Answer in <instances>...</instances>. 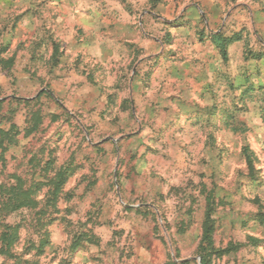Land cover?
Returning a JSON list of instances; mask_svg holds the SVG:
<instances>
[{"label":"rangeland","instance_id":"rangeland-1","mask_svg":"<svg viewBox=\"0 0 264 264\" xmlns=\"http://www.w3.org/2000/svg\"><path fill=\"white\" fill-rule=\"evenodd\" d=\"M0 130V264H201L208 195L264 264V0H0Z\"/></svg>","mask_w":264,"mask_h":264},{"label":"trees","instance_id":"trees-1","mask_svg":"<svg viewBox=\"0 0 264 264\" xmlns=\"http://www.w3.org/2000/svg\"><path fill=\"white\" fill-rule=\"evenodd\" d=\"M238 40V37L225 39L218 36L214 39V42L219 48L221 54L226 56V49L228 45ZM0 135L5 136L8 134L0 130ZM64 174L65 173L61 171L56 174L54 179L56 182L54 190L57 189V185L60 186L63 183L65 178ZM211 198L212 197L210 195L205 198V213L201 227V239L198 246L201 264H210L211 257L218 252L220 253V251L215 250L213 245L214 208L213 199ZM35 204L36 203L32 199L31 192L29 189L24 188L21 179L15 178L14 183L9 186L0 185V215L2 214L3 216H8L22 209L33 208ZM2 228L3 231L0 235V241L2 243V247L5 248V251H8L17 240V227L4 224Z\"/></svg>","mask_w":264,"mask_h":264}]
</instances>
